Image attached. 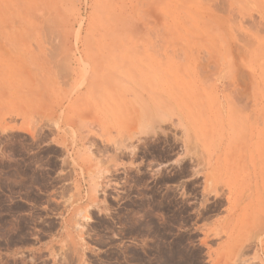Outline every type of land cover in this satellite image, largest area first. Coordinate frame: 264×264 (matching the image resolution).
<instances>
[{"label": "rangeland", "instance_id": "rangeland-1", "mask_svg": "<svg viewBox=\"0 0 264 264\" xmlns=\"http://www.w3.org/2000/svg\"><path fill=\"white\" fill-rule=\"evenodd\" d=\"M263 259L264 0H0V264Z\"/></svg>", "mask_w": 264, "mask_h": 264}, {"label": "bare ground", "instance_id": "bare-ground-1", "mask_svg": "<svg viewBox=\"0 0 264 264\" xmlns=\"http://www.w3.org/2000/svg\"><path fill=\"white\" fill-rule=\"evenodd\" d=\"M34 26H35V24H33ZM55 28V27H54ZM49 32V31H48ZM59 34V33H58ZM60 36V35H59ZM63 40H64V38H63ZM59 41V40H58ZM123 41V40H122ZM10 42V41H9ZM63 42V41H62ZM1 43H2V41H1ZM22 44V43H21ZM132 45V44H131ZM136 45V44H135ZM16 46V45H15ZM118 46V45H117ZM4 46H2V48H3ZM19 47V46H18ZM58 47H60V46H58ZM133 47V46H132ZM54 48V47H53ZM65 48V47H64ZM122 48V47H121ZM138 49V48H137ZM141 48L139 47V50H140ZM49 50H50V48H49ZM56 50V48L54 49V50H52L51 52H56L55 51ZM57 50H58V48H57ZM64 50V49H63ZM136 50V49H135ZM142 50V49H141ZM58 51H60V49L58 50ZM116 51V50H115ZM121 51V50H120ZM129 51V50H128ZM133 51H134V49H133ZM7 53V52H6ZM9 53V52H8ZM116 53V52H115ZM123 53V52H122ZM130 53V52H129ZM49 54V53H48ZM53 54V53H52ZM56 55H58V53L56 54ZM128 55V54H127ZM50 56H51V54H50ZM87 56V55H86ZM90 56V55H89ZM102 56V55H101ZM111 56H112V54H111ZM52 57V56H51ZM139 57V56H138ZM156 57V56H155ZM95 58V57H94ZM103 58V57H102ZM126 58V57H125ZM130 58L131 57H129V60L128 61H130ZM137 58V57H136ZM2 59V58H1ZM51 59V58H50ZM121 59H122V56H121ZM121 59H120V61H121ZM3 60V59H2ZM99 60V59H98ZM127 60V59H126ZM139 60V59H138ZM145 60V59H144ZM148 61H151V60H148ZM99 62V61H98ZM101 62V61H100ZM103 62V61H102ZM101 62V63H102ZM117 62V61H116ZM116 62H115V64H116ZM134 62V61H133ZM140 61H138V63H139ZM138 63H137V65H138ZM147 63V62H146ZM107 64H112L111 62L110 63H107ZM126 64V63H125ZM148 64V63H147ZM121 65V64H120ZM143 65V64H142ZM141 65V66H142ZM146 65V64H145ZM6 66V65H5ZM111 66V65H110ZM129 66V65H128ZM148 66V65H147ZM114 67H116V66H114ZM139 67V66H138ZM87 68V67H86ZM105 68V67H104ZM110 68V67H109ZM125 68V67H124ZM112 69V68H111ZM120 69V68H119ZM129 69V68H128ZM137 69V68H136ZM139 69L140 70H142L140 67H139ZM158 69V68H157ZM109 70V69H108ZM117 70V69H116ZM121 70H122V68H121ZM134 70V69H133ZM148 70V69H147ZM152 70H154V69H152ZM115 71V70H114ZM122 71H124V69L122 70ZM127 71H129V70H127ZM143 71V70H142ZM156 70H154V71H152V72H149V70L148 71H145L144 73H146V74H144L145 75V77H146V79L148 80H150V81H154V80H156V79H158V78H156V72H155ZM111 72V71H110ZM125 72V71H124ZM133 72V71H132ZM135 72V71H134ZM138 72V71H137ZM159 72V71H158ZM108 73V72H107ZM129 73V72H128ZM87 74V73H86ZM116 74V73H115ZM123 74V73H122ZM104 75V74H103ZM108 75H109V73H108ZM134 75V74H133ZM158 75V74H157ZM111 76H112V74H111ZM110 76V77H111ZM118 76H119V74H118ZM121 76V75H120ZM119 76V77H120ZM135 76V75H134ZM167 76V75H166ZM169 76V75H168ZM122 77V76H121ZM159 77H160V75H159ZM125 78H126V76H125ZM129 78H131V77H129ZM141 78V77H140ZM139 78V79H140ZM111 79V78H110ZM113 79H115V78H113ZM117 79V78H116ZM127 79V78H126ZM132 80V79H131ZM136 80H137V78H136ZM149 80H148V82H149ZM161 80H162V77H161ZM121 81V80H120ZM123 81V80H122ZM159 81V80H158ZM165 81V80H164ZM163 81V82H164ZM113 82V81H112ZM118 82V81H117ZM139 82V81H138ZM150 83V82H149ZM115 84V83H114ZM127 84V83H126ZM140 84H142V83H140ZM146 84H147V82H146ZM159 84V83H158ZM121 85V84H120ZM124 85V84H123ZM137 86V85H136ZM167 86V85H166ZM122 87V86H121ZM170 88V87H169ZM168 88V89H169ZM153 89V88H152ZM166 89V88H165ZM158 90V89H157ZM160 91V90H159ZM151 93V92H150ZM172 93V92H171ZM151 94H153V93H151ZM150 95V94H149ZM155 95V94H154ZM173 95V94H172ZM167 96V95H166ZM149 97V96H148ZM151 97L155 100L153 103H151V106L148 104H146L147 105V107L144 109V114H141L142 116L143 115H145L146 113H148L149 111V109H151V107H157L158 106V101H157V99H155V97H158V96H152L151 95ZM171 97V96H170ZM150 99V98H149ZM151 100V99H150ZM164 101H166L167 102V100H165V98H164ZM163 101V102H164ZM179 101V100H178ZM156 102V103H155ZM170 102V101H169ZM175 102V101H174ZM161 103V102H160ZM168 103V102H167ZM170 104H171V102H170ZM163 105V103L160 105V106H162ZM111 106H113V105H111ZM142 106V105H141ZM168 106V105H167ZM167 106H165V107H167ZM170 106V105H169ZM168 106V107H169ZM114 107V106H113ZM112 107V108H113ZM136 107V106H135ZM163 107V106H162ZM107 108H109V107H107ZM115 108H116V106H115ZM122 108V107H121ZM159 108V107H158ZM164 108V107H163ZM132 109V108H131ZM141 109V108H140ZM162 109V108H161ZM105 110H106V108H105ZM123 110V109H122ZM122 110L120 109V111L122 112ZM126 110V109H125ZM130 110V109H129ZM129 110H127V112L129 111ZM165 110V109H164ZM169 110V109H168ZM109 111H111V110H109ZM113 111H114V109H113ZM130 111H132V110H130ZM151 111V110H150ZM104 112V111H103ZM116 112V111H115ZM114 112V113H115ZM126 112V113H127ZM134 112V111H133ZM157 112V111H156ZM110 113V112H109ZM119 113V112H118ZM139 113V112H138ZM150 113V112H149ZM120 114V113H119ZM128 114V113H127ZM133 114H135V113H133ZM137 114V113H136ZM170 114V113H169ZM107 115V114H106ZM110 115V114H109ZM121 115V114H120ZM123 115V114H122ZM132 115V114H131ZM150 115H152L151 113H150ZM149 116V115H148ZM110 117V116H109ZM120 117V116H119ZM125 117V116H124ZM128 117V116H127ZM150 117V116H149ZM149 117H147V118H149ZM116 118H117V116H116ZM121 118H122V116H121ZM126 118V117H125ZM132 118H134V115H133V117ZM137 118V117H136ZM146 118V117H145ZM113 119V118H112ZM128 119V118H127ZM139 120H140V118H138ZM137 119V120H138ZM142 120V119H141ZM147 120V119H146ZM149 120V119H148ZM147 120V121H148ZM138 122H140V121H138ZM148 123V122H147ZM260 239V238H259ZM258 239V240H259ZM264 260V259H263Z\"/></svg>", "mask_w": 264, "mask_h": 264}]
</instances>
